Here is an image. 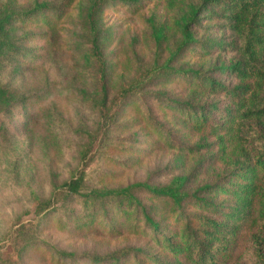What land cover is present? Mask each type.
<instances>
[{
    "label": "trees",
    "instance_id": "obj_1",
    "mask_svg": "<svg viewBox=\"0 0 264 264\" xmlns=\"http://www.w3.org/2000/svg\"><path fill=\"white\" fill-rule=\"evenodd\" d=\"M18 1L0 0V71L43 60L45 47L31 50L29 43H50L74 0ZM151 1L87 0L80 11L85 37L73 49L93 92L47 86L39 97L74 94L95 120L68 132L82 141L76 167L53 182L48 199L32 198L31 220L14 232L9 227L12 255L0 250V264H29L28 250L41 249L46 264H264V0H181L178 42L167 45L164 63L135 83L113 86L119 61L105 49L118 27L106 26L103 15L133 18ZM150 28L161 47L163 23ZM17 97L0 84L2 137L19 107L25 127L38 125L30 100ZM157 150L198 160L189 174L165 182L157 180L164 175L157 168L144 180L113 185ZM99 159L119 170L99 168ZM201 170L206 178L194 184ZM53 225L87 239L85 249L47 244L42 229Z\"/></svg>",
    "mask_w": 264,
    "mask_h": 264
},
{
    "label": "rangeland",
    "instance_id": "obj_2",
    "mask_svg": "<svg viewBox=\"0 0 264 264\" xmlns=\"http://www.w3.org/2000/svg\"><path fill=\"white\" fill-rule=\"evenodd\" d=\"M31 1L19 0L18 4L27 6ZM47 1L58 5L62 0ZM86 5L87 0L73 1L68 18L52 32L50 43H45L46 40L29 43L31 50H40L41 46L46 50L43 51V60L39 59L41 61L36 66L30 67L24 62L25 67L19 72L12 65L0 71V84L9 87L15 96H24L26 101L30 100L26 104L28 112L39 117L35 128L25 127V111L19 107L14 117L8 120L10 134L6 137L0 135V250L6 256L12 255L9 248L11 239L5 236L9 227L12 226L11 231L14 232L19 224L31 220L32 216L26 213L31 208L32 198L38 196L48 199L53 182L61 183L66 180L70 170L76 167L77 152L82 141L70 137L68 132L82 124L91 125L95 120L88 103H82L74 94L52 96L46 93L44 97H39V93L47 86H61L65 90L79 88L93 92L89 76L83 68L84 62L74 54L73 49L85 37L80 30L84 16L80 11ZM182 7L181 0L166 3L152 0L133 18L120 17L111 11L103 15L102 21L106 26L118 27L105 49L106 52L114 53L117 62L119 61L112 81L113 86L135 83L145 76L152 65L164 63L167 58V45L172 48L178 42L174 23L180 17ZM155 22L163 23L165 27L166 40L161 47L155 44L152 37L150 26ZM38 52V56H41L42 52ZM32 99H37L39 104H32ZM38 108H43V112H38ZM118 133L125 135L123 132ZM159 151L152 153L138 167L123 171V177L113 185L144 180L148 173L155 172L157 168L164 169V175L157 180L165 182L172 174H189L198 160L193 157L192 160L183 161L172 153L163 154ZM117 157L126 156L119 153ZM97 166L109 171L119 170L101 159L97 160ZM203 178L206 176L201 170L194 184ZM16 216L19 220H14ZM54 227L56 226L42 229L44 233L41 236L47 244L60 251L85 249L83 246L87 245V239L83 241L81 238L77 239L78 236L57 232ZM42 253L43 249L28 250L24 262L46 264L40 261Z\"/></svg>",
    "mask_w": 264,
    "mask_h": 264
}]
</instances>
